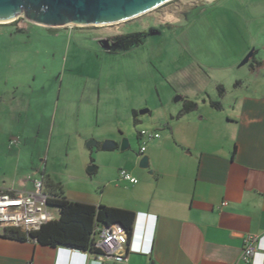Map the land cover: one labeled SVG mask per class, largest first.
I'll use <instances>...</instances> for the list:
<instances>
[{
  "label": "crops",
  "instance_id": "crops-1",
  "mask_svg": "<svg viewBox=\"0 0 264 264\" xmlns=\"http://www.w3.org/2000/svg\"><path fill=\"white\" fill-rule=\"evenodd\" d=\"M191 3V11L198 5L203 16L202 36L193 24L187 37V79L196 110L172 120L167 134L149 141L143 155L150 172L127 165L137 184L120 180V169L121 185H112L114 173L104 187V193L113 190L115 195L101 196L96 205L80 202L135 215L128 243L145 252L103 264H264V254L250 263L240 259L244 238L264 236V0ZM207 12L217 15L208 19ZM101 38L96 35L93 41ZM250 52L249 62L241 66ZM18 92H4L5 99L0 92V109L19 120L35 113L36 101L26 103ZM211 102H219L221 109ZM28 181L2 182L0 189L31 192L32 178ZM2 234L0 229V264H83L82 256L65 248Z\"/></svg>",
  "mask_w": 264,
  "mask_h": 264
},
{
  "label": "rangeland",
  "instance_id": "rangeland-1",
  "mask_svg": "<svg viewBox=\"0 0 264 264\" xmlns=\"http://www.w3.org/2000/svg\"><path fill=\"white\" fill-rule=\"evenodd\" d=\"M191 1L172 0L135 19L98 26L99 31L48 29L25 17L10 23L20 32L0 26V92L17 89L26 103L36 101L35 113L19 120L0 109V183L29 182V177L34 182L44 172L67 200L96 205L101 196L116 194L104 193V187L114 173L112 185H121L117 172L129 163L150 172L138 168V133L163 137L184 103L195 99L187 79V37L193 24L202 36L203 16L198 5L191 11ZM148 26L159 33H149L129 50L116 47L105 54L93 41L96 35L138 33ZM178 96L182 99L174 102ZM144 110L148 113L140 115ZM123 139L129 143L124 152L102 149L106 142L119 147ZM11 140L19 142L12 147ZM91 140L96 145L88 149ZM91 166L96 171L89 174ZM51 212L57 219V209Z\"/></svg>",
  "mask_w": 264,
  "mask_h": 264
},
{
  "label": "built area",
  "instance_id": "built-area-1",
  "mask_svg": "<svg viewBox=\"0 0 264 264\" xmlns=\"http://www.w3.org/2000/svg\"><path fill=\"white\" fill-rule=\"evenodd\" d=\"M22 18V17H21ZM19 19V18H17ZM141 140L138 155L145 152V143L158 139L156 133L141 131L138 133ZM17 143L11 140L10 146ZM120 180L131 185L138 183V180L125 170L119 171ZM55 200L47 191L43 177L34 180L31 192H14L0 189V229L14 228L25 234L38 231L44 224L55 220L49 203ZM94 246L100 250V254H91L72 250L73 254L92 258L89 264H103L106 261L122 262L129 252L143 253L141 248L131 247L128 243V233L119 224L111 227H98L94 231ZM264 254V236L256 238L247 236L244 238L241 261L250 263L255 255Z\"/></svg>",
  "mask_w": 264,
  "mask_h": 264
},
{
  "label": "trees",
  "instance_id": "trees-1",
  "mask_svg": "<svg viewBox=\"0 0 264 264\" xmlns=\"http://www.w3.org/2000/svg\"><path fill=\"white\" fill-rule=\"evenodd\" d=\"M143 39L142 33H131L119 38V44L121 49L129 50L130 48L141 45ZM223 92L224 90L219 87V96H222ZM210 105L216 110L221 109V104L219 102H211ZM196 108L197 104L195 102L186 101L177 118L195 111ZM132 115L134 123H137V113L133 111ZM41 175L44 179L47 191L50 193L51 197L55 199L52 200L49 205L57 209L58 218L44 224L38 231L29 234H25L14 228H5L2 234L4 238L20 242L30 239L42 246L51 248L62 247L70 250L89 252L91 254H100V250L95 248L93 242V235L96 228L111 227L115 224H119L126 229L128 236H131L135 222V215L133 213L101 205L94 206L86 203L69 201L64 197L63 191L59 185L50 183L45 177L44 172H42Z\"/></svg>",
  "mask_w": 264,
  "mask_h": 264
},
{
  "label": "water",
  "instance_id": "water-1",
  "mask_svg": "<svg viewBox=\"0 0 264 264\" xmlns=\"http://www.w3.org/2000/svg\"><path fill=\"white\" fill-rule=\"evenodd\" d=\"M170 1L172 0H0V24L11 22L14 18L25 17L31 23L47 28L106 26L135 19ZM157 34L158 32L150 33ZM102 44L103 49L108 48L107 42L103 41ZM251 56L252 52L243 59L241 66L247 64ZM181 99L178 96L174 102ZM147 113L148 111L144 110L139 114ZM94 145L96 142L91 140L86 144V148L90 149ZM116 148L121 152L126 151L129 148L128 140L123 139L119 147L114 142L102 145V149L106 151ZM138 157L141 158L138 168L148 170L150 168L148 157L143 155ZM94 171L95 167L88 168V173Z\"/></svg>",
  "mask_w": 264,
  "mask_h": 264
},
{
  "label": "flooded vegetation",
  "instance_id": "flooded-vegetation-1",
  "mask_svg": "<svg viewBox=\"0 0 264 264\" xmlns=\"http://www.w3.org/2000/svg\"><path fill=\"white\" fill-rule=\"evenodd\" d=\"M90 27H94V29H91L92 31H99L98 27H96V26H90ZM85 28H89V27H85ZM48 29H53V28H48ZM155 32H158V31H156V30L152 29L150 26H148V27H145V29L142 32H138V33H142L143 37L145 39V38L148 37L149 33H155ZM125 35H128V34H120V35H117V34H105V37L97 40V44L101 48H103L102 42L105 41V42H107V45H108L107 49H109V50H112V49H114L116 47L117 48H121L120 44H119V38H121L122 36H125Z\"/></svg>",
  "mask_w": 264,
  "mask_h": 264
},
{
  "label": "clouds",
  "instance_id": "clouds-1",
  "mask_svg": "<svg viewBox=\"0 0 264 264\" xmlns=\"http://www.w3.org/2000/svg\"><path fill=\"white\" fill-rule=\"evenodd\" d=\"M83 264H88L87 257H85V260L83 261Z\"/></svg>",
  "mask_w": 264,
  "mask_h": 264
},
{
  "label": "bare ground",
  "instance_id": "bare-ground-1",
  "mask_svg": "<svg viewBox=\"0 0 264 264\" xmlns=\"http://www.w3.org/2000/svg\"><path fill=\"white\" fill-rule=\"evenodd\" d=\"M14 20H16L15 18H14ZM13 20V21H14ZM13 21H11V22H13ZM11 22H8V23H3V24H0V25H6V24H10Z\"/></svg>",
  "mask_w": 264,
  "mask_h": 264
}]
</instances>
